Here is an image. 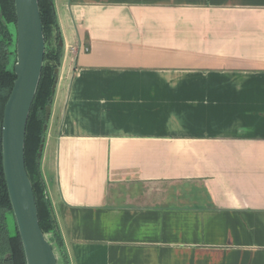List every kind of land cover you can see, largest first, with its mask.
I'll use <instances>...</instances> for the list:
<instances>
[{
  "label": "crops",
  "instance_id": "obj_1",
  "mask_svg": "<svg viewBox=\"0 0 264 264\" xmlns=\"http://www.w3.org/2000/svg\"><path fill=\"white\" fill-rule=\"evenodd\" d=\"M41 172L69 264H264V0H54Z\"/></svg>",
  "mask_w": 264,
  "mask_h": 264
},
{
  "label": "trees",
  "instance_id": "obj_2",
  "mask_svg": "<svg viewBox=\"0 0 264 264\" xmlns=\"http://www.w3.org/2000/svg\"><path fill=\"white\" fill-rule=\"evenodd\" d=\"M39 7L46 54L42 78L27 125L25 162L33 185L41 230L53 246L59 264H69L65 243L42 176L40 154L46 137V109L53 104L55 71L61 64V33L54 0H39ZM16 23L15 0H0V264H27L18 231L15 236H11L8 228V214L13 215V210L4 175L2 151L4 109L16 80ZM13 57L15 59L12 62Z\"/></svg>",
  "mask_w": 264,
  "mask_h": 264
},
{
  "label": "water",
  "instance_id": "obj_3",
  "mask_svg": "<svg viewBox=\"0 0 264 264\" xmlns=\"http://www.w3.org/2000/svg\"><path fill=\"white\" fill-rule=\"evenodd\" d=\"M15 10L16 80L4 109L2 136L4 175L26 263L59 264L53 246L41 230L33 185L25 162L27 125L42 78L46 54L39 0H15ZM55 74L52 89L54 93L58 82L57 69ZM50 115L51 107H48L45 132ZM43 148L44 145L40 150L41 156Z\"/></svg>",
  "mask_w": 264,
  "mask_h": 264
},
{
  "label": "rangeland",
  "instance_id": "obj_4",
  "mask_svg": "<svg viewBox=\"0 0 264 264\" xmlns=\"http://www.w3.org/2000/svg\"><path fill=\"white\" fill-rule=\"evenodd\" d=\"M14 57L12 58V62L14 61ZM53 89V87H52ZM46 115H47V109H46ZM8 228H9V232L11 236H15L17 233V225H16V221L14 218V215L12 214H8ZM61 264V263H60Z\"/></svg>",
  "mask_w": 264,
  "mask_h": 264
}]
</instances>
